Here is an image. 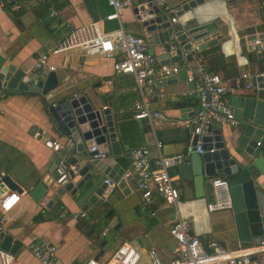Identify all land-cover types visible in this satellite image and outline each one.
<instances>
[{"label": "crops", "instance_id": "obj_1", "mask_svg": "<svg viewBox=\"0 0 264 264\" xmlns=\"http://www.w3.org/2000/svg\"><path fill=\"white\" fill-rule=\"evenodd\" d=\"M262 6L260 0H240L227 5L215 0L190 15L177 16L179 25L175 27L178 31L196 26L209 31L210 26L216 27L222 36V47H208L204 51L219 48L225 62L233 64L228 71L219 72L224 81H239L243 85L245 80L241 75L248 74L251 84L255 74L264 72V52L248 51L245 39L261 30ZM111 12L107 0H0V48L7 54V63L34 74L39 51L55 47L70 30L92 22L105 32L123 28L128 33L148 37L142 23L135 19L132 7L121 12L119 21L106 20ZM209 18L210 22H205ZM218 19V24L212 22ZM153 49L159 57L156 46ZM115 59L85 55L81 50L50 58L59 82L55 93L60 98L84 95L95 108L110 110L121 146L116 161L129 177L122 190L113 184V192L103 205L84 211L86 219L71 217L81 210L67 193L54 203L49 199L36 202L29 196V182L47 177L59 155L53 145L48 146L35 133L42 130L50 138L55 137L58 144L66 141L52 133L44 103L38 96L0 91V175L9 174L22 187L21 192L4 190V193L10 191V195L19 194L20 199L6 215L0 211L2 229L21 243L13 264H38L28 244L40 239L56 246L55 264H86L92 258L103 262L124 243L139 252V264H149L150 249L156 251L162 264H167L174 258L176 246L170 228L179 218L187 220L190 234L203 242L213 240L228 249L239 247L228 213L208 214L206 205L212 201L211 194L195 199L192 181L187 180L184 185L178 167L170 170L180 192L177 205L168 206L155 194L150 205L154 215L141 210L140 195L136 185L131 184L136 179L130 168V150L146 146L154 158L178 154L187 157L192 141L189 129L198 100L187 96L192 88L188 83L177 81L161 86L150 97L149 109L151 113L163 114V118L151 122L136 120L133 106L139 100V93L135 81L129 75L114 76ZM195 64L193 61L185 66L192 70ZM247 92L240 90L229 95L230 106L235 97ZM217 128L227 144L238 129L228 125ZM156 142L161 144L160 148ZM124 190L128 192L124 194Z\"/></svg>", "mask_w": 264, "mask_h": 264}, {"label": "water", "instance_id": "obj_2", "mask_svg": "<svg viewBox=\"0 0 264 264\" xmlns=\"http://www.w3.org/2000/svg\"><path fill=\"white\" fill-rule=\"evenodd\" d=\"M185 1L177 13L179 17L190 15L215 0ZM220 1L227 5L240 0ZM130 2L132 13L135 19L142 23L148 38L156 46L164 45L166 53L157 57L159 64L182 61L187 64L194 61L188 53L186 35L171 24L169 17L159 10L153 0ZM260 2L263 10L264 0ZM261 15V30L245 39L248 43L247 50L250 52H264V11ZM210 20L211 18L205 22ZM203 28L205 27L200 26L198 29ZM208 32L209 36L196 43L200 52L208 47H222V36L216 27L210 26ZM257 41L259 44H254ZM171 42L178 44L173 52L169 51ZM150 53L153 54V50H150ZM7 62V54L0 48V91L38 96L44 103L52 133L66 141L64 144L56 143L53 146L54 151H59L54 167L47 177L29 182V196L36 202L49 199L48 201L54 203L67 193L81 211H88L103 205L112 194L113 188L105 183L107 179H111L118 189L125 188L129 177L116 161V157L121 154V146L117 141L110 110L95 108L84 95L60 98L55 93L59 82L54 72L42 77L39 72L29 74ZM185 64L177 76L168 78L157 87L175 84L177 81L188 83L190 72ZM188 85L191 86L190 83ZM250 90L247 94L233 99L231 108L241 125L228 144L223 139L221 130L210 126L201 138V154L196 152L199 138L194 136L188 147V156L184 163L178 166L183 184L185 185L187 180L192 181L195 199H201L211 192V180L216 177L228 181L232 207L225 211L235 227L240 248L259 246L264 242V72L252 77ZM193 114L195 115V112ZM189 131L192 135L194 124L190 126ZM38 134L48 146L55 142V137L50 138L42 130H39ZM60 145L63 148H60ZM92 148L95 150L90 151ZM100 152L105 153L106 157L93 158ZM63 158L68 159L69 164L76 165L79 172L66 185L59 186L55 182L57 176L54 170ZM131 184L134 186L136 182ZM6 188L22 191V187L7 173L0 175V195ZM126 192L128 190L123 191L124 194ZM20 247L21 243L6 233L0 224V249L15 255ZM258 259L259 264H264V254Z\"/></svg>", "mask_w": 264, "mask_h": 264}, {"label": "built area", "instance_id": "obj_3", "mask_svg": "<svg viewBox=\"0 0 264 264\" xmlns=\"http://www.w3.org/2000/svg\"><path fill=\"white\" fill-rule=\"evenodd\" d=\"M43 1V0H40ZM159 10L169 17L172 25L178 26L177 13L181 10L185 0L178 3L175 0H153ZM112 12L106 16L107 21H119L120 14L125 8L132 7L130 0H107ZM200 26L182 30L186 35V43L189 44L188 53L195 61V67L189 70L188 83L192 88L187 92V96H195L198 100L197 110L194 115L193 124L194 136L198 137L196 152L201 154V138L206 134L210 126L228 125L238 128L241 121L234 117L232 108L228 101L229 95H234L240 90H250V75L242 74L241 82L224 81L219 75L206 70L203 62L198 57L200 52L198 41L202 40L210 33ZM255 44H259L258 41ZM154 43L145 36H138L126 32L123 28L113 31H103L98 23L92 22L76 29L70 30L67 35L53 48L38 52L34 71L39 72L42 77H46L49 72L55 71V66L50 63V58L71 50H81L85 55L103 56L106 58H116L113 64L114 76H132L138 93L139 100L134 104L133 117L136 120L162 119L163 114L151 113L149 109L150 97L155 96L158 85L163 81L177 76L184 64L170 63L158 64L157 56L154 53ZM178 44L169 43V51L177 49ZM160 55L166 53L164 45L156 46ZM153 50V54L150 53ZM157 64V65H156ZM262 75V74H261ZM105 107H103L104 109ZM40 134L35 133L39 137ZM57 142L52 143L56 145ZM156 147L161 144L156 142ZM60 148H63L60 145ZM92 148L90 151H94ZM105 153H98L93 158L103 159ZM184 155L151 156L146 146L133 148L129 152L130 168L136 179V191L140 195V208L143 212L154 215L150 205L152 198L156 194L168 206H176L180 197V192L174 185L170 175L172 168L184 163ZM79 172L76 165L68 163V159L63 158L56 166L54 173L57 176L56 184L66 185ZM105 183L112 187L113 183L106 180ZM212 201L206 205L208 214L230 210L232 207L229 195V183L224 178L211 180ZM20 195L10 191L0 195V211L6 215L18 203ZM75 220L86 219L84 211L71 214ZM105 233H102L104 236ZM170 235L174 239L176 246L174 258L167 264H259V256L264 254V242L259 246L250 248H236L228 250L218 242L209 240L201 241L197 236L189 232L188 221L179 218L170 228ZM28 249L38 264H55L57 248L54 244L45 240H32L28 244ZM149 264H162L156 251L150 249L148 253ZM14 255L0 249V264H13ZM140 254L133 246L127 243L121 244L105 261L90 259L86 264H139Z\"/></svg>", "mask_w": 264, "mask_h": 264}, {"label": "trees", "instance_id": "obj_4", "mask_svg": "<svg viewBox=\"0 0 264 264\" xmlns=\"http://www.w3.org/2000/svg\"><path fill=\"white\" fill-rule=\"evenodd\" d=\"M198 57L202 60L206 70L210 73L219 75L220 71L224 73L233 67V64L230 65L225 62L224 56L219 48H213V50L209 52H200L198 53Z\"/></svg>", "mask_w": 264, "mask_h": 264}, {"label": "rangeland", "instance_id": "obj_5", "mask_svg": "<svg viewBox=\"0 0 264 264\" xmlns=\"http://www.w3.org/2000/svg\"><path fill=\"white\" fill-rule=\"evenodd\" d=\"M217 21H219V22H220V20H219V19H218V20H216V21H214V20H213L212 22H215L216 24H218V22H217Z\"/></svg>", "mask_w": 264, "mask_h": 264}]
</instances>
